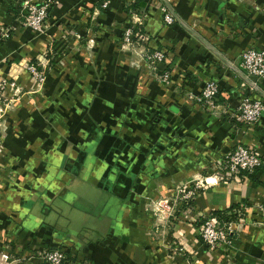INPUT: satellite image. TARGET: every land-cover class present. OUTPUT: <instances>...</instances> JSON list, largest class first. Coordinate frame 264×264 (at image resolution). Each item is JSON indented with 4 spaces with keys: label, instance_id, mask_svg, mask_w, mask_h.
Here are the masks:
<instances>
[{
    "label": "crops",
    "instance_id": "crops-1",
    "mask_svg": "<svg viewBox=\"0 0 264 264\" xmlns=\"http://www.w3.org/2000/svg\"><path fill=\"white\" fill-rule=\"evenodd\" d=\"M164 1L181 23L264 93V78L257 80L238 66L244 49H264V0ZM160 6L165 7L162 0H51L43 32L37 33L21 22L17 0H0V29L8 30V36L0 38V79L31 88L27 65L52 60L44 68L47 78L39 108L26 97L20 99L15 112L7 117L12 128L0 150L5 167L0 175V198L7 210L14 209L12 206L19 210L16 227L20 239L47 242L58 238L54 234L59 231L57 222L63 224L59 233L64 236L70 233L69 223L77 224L97 231L89 246L98 250L92 264H154L149 255L151 241H155L143 231L151 224H141L145 214L140 206L148 187L166 180L180 184L191 174L206 175L237 143L254 150L261 165L249 175L216 178L199 191L194 204L200 210L189 205L184 211L187 230L194 232L190 244L201 245L195 230L203 211L264 200V114L252 125L233 115L240 95L251 87L177 20L164 24ZM111 21L116 24V40L130 26L136 45L123 52L124 59L117 48L98 38L91 49V63L83 45L87 30L97 31ZM139 46L163 51L159 71L166 72V81L147 75L146 69L142 73L148 78H136L127 62L137 58ZM210 79L218 86L209 107L215 115L179 99L183 89L198 92ZM120 137L134 142L126 145ZM142 164L151 172L140 174ZM50 167L59 168V177L49 176ZM44 197L52 204L54 200L61 203L57 208L44 206ZM72 208L79 217L74 221ZM122 214L129 215L127 223L116 221ZM98 219L105 222L102 229L93 227ZM85 227L70 234L80 238L87 232ZM245 229L255 237V244L249 255L241 257L243 264H253L254 256L264 260V225ZM132 231L135 233L130 234ZM252 240L244 239L248 246ZM112 248H116L113 262L104 252ZM99 255L100 261H96ZM204 262L213 264L212 259Z\"/></svg>",
    "mask_w": 264,
    "mask_h": 264
},
{
    "label": "rangeland",
    "instance_id": "rangeland-1",
    "mask_svg": "<svg viewBox=\"0 0 264 264\" xmlns=\"http://www.w3.org/2000/svg\"><path fill=\"white\" fill-rule=\"evenodd\" d=\"M22 10V14H23ZM26 12H24L25 14ZM45 19V18H44ZM43 19V21H44ZM42 21V28H43ZM21 22H23V18L21 17ZM126 28V27H125ZM123 28V30L125 29ZM123 30L120 37L116 40V24L112 21L107 25L102 26V29L98 27L96 30H87V33L83 39V45L87 49L88 58L92 63V47L96 46L98 43V38H100L101 42L110 43L113 48H117L118 54L122 56V58L126 59L127 56L124 55L123 52H129L132 49L134 39L131 41H126L123 38ZM43 32V29L42 31ZM145 41V40H143ZM140 42V41H139ZM80 43V41H79ZM141 45V44H140ZM140 49V46H139ZM151 52V50H147L145 48L140 49L137 54V58L128 61L127 65L133 69L136 74V78L138 80L148 78V76H144L142 73L145 69L147 71L146 74L150 75L154 74L157 76V79L164 82L167 77L163 78L162 74L164 71H159V67H156L154 64H150V67L142 64L140 58L146 52ZM64 53V50L62 54ZM140 56V57H139ZM48 58V57H46ZM62 60V58L60 59ZM239 60V57H238ZM52 60L48 59L47 61L42 60L43 65H37L36 70L38 75L34 76L30 74L31 79L33 80V86L31 88L22 87L17 85L15 80L11 79H0V150L2 151L3 144L5 143V136L8 132L9 127L7 125V117L10 114H13L16 110L17 104L20 102L22 97H26L27 101L36 107L39 108V97L42 91L45 89V82L47 78V72L44 68H46ZM239 62V61H238ZM154 65V66H153ZM39 67V69H38ZM153 67V68H152ZM240 68V67H239ZM240 70H242L240 68ZM246 73L244 70H242ZM64 74L63 71L59 73ZM247 74V73H246ZM63 76V75H62ZM60 78H63V77ZM250 76V75H249ZM91 78V75L89 76ZM255 78V77H254ZM52 80H55L54 78ZM215 81V80H214ZM216 82V81H215ZM217 83V82H216ZM93 89L90 88V92ZM64 90L62 91V93ZM254 91L250 90L248 95H254L251 93ZM197 92L192 93L191 90L183 89L182 93H180V98L183 101H190L188 99V95H195ZM62 95V94H61ZM194 101H191L190 104H193ZM200 106V105H199ZM202 109H208L212 115H215L214 109L210 110L208 106L202 105L200 106ZM47 123V121H46ZM116 123V121H115ZM121 142L124 141L127 144H131L134 142L133 138L130 137H120ZM116 142V137H115ZM107 144V141H105ZM110 143V142H108ZM239 144V143H237ZM5 147V146H4ZM157 157V156H156ZM155 157V158H156ZM156 159H159L157 157ZM145 161V159H144ZM159 166V162L155 161V166ZM143 166V164H142ZM157 166V167H158ZM7 168V167H6ZM159 168V167H158ZM211 167V170L206 173V175L195 176L191 174V176L183 183H171L172 180L164 181L163 183H152L148 188L147 193H145V198L141 202L140 208L142 209L143 214H145V219H142L143 223H150V226H147L146 229L143 228L146 236L153 237L152 239L155 241H151L152 250L150 249V257H153L154 264H207L204 261L212 259L213 264H243L241 257L245 254L249 255V251L252 250L251 247L255 244V237L251 235V232L245 231V227L249 229H256L260 226L264 225V219L262 217L259 204H263L264 200L261 203L255 204H247L242 203L238 204L237 208L233 210L223 211L222 215L214 214V211L206 210L203 211L202 215H199V220H197V228L195 233L199 235V233L203 230L204 222L208 221L210 225L213 227V233L216 235L215 240H211V242H205L201 240V245L190 244V240L193 239V233L188 232L187 228V219L185 217L184 211L188 209L189 205L195 211L200 210L199 206H196L198 200L196 198L199 195V191L201 192L205 187L210 184L215 183L213 175L215 174V170ZM4 164L0 160V175L5 173ZM48 170V169H47ZM139 173L145 175L146 173L151 172L149 168H147L144 164L143 168L140 167ZM49 176L59 177L60 170L54 167H50L48 170ZM155 173V172H153ZM211 176L212 180H208L207 176ZM1 182V179H0ZM3 183V182H2ZM43 184V183H42ZM36 186V185H35ZM140 188L144 185H136ZM135 187V188H137ZM0 188L2 185L0 183ZM147 191V190H146ZM145 191V192H146ZM1 194V193H0ZM1 197V195H0ZM192 199V200H191ZM43 205L47 206L52 204V201L43 199ZM193 204H190L192 203ZM4 201L0 198V264H51L52 258L54 256V252L57 254H61L63 257L61 258L59 264H92L93 257H97L98 253L96 248L89 249V246L94 243L96 240L95 235L97 231H89L85 226V234L82 233V236L76 237V235H71L70 233L81 232L80 228L77 227V224H68L66 228L67 233L69 235L63 234V232L59 231L64 228L62 223L57 222V227L59 231H55L54 234L58 237L52 238L47 242H32L31 239H20L18 237L16 227L18 225L19 218V210L16 209V206L11 207V202H7L11 208L7 210L5 205H3ZM60 201H55L52 204L55 208L59 207ZM196 203V204H194ZM79 206V205H78ZM185 207V208H184ZM80 208V206L78 207ZM75 209H71V218L72 221L77 220L78 214L74 213ZM218 211V210H216ZM1 212L3 215H1ZM124 220L126 223L128 222L129 215H118L117 219ZM104 221L97 220L93 225L94 228L102 229L104 225ZM88 224V223H87ZM61 226V227H59ZM118 226L116 223L115 229ZM145 226V225H144ZM56 229L55 227L51 226ZM51 228V229H52ZM178 228H181L183 231L178 232ZM48 229V230H51ZM127 231V230H126ZM130 231V230H128ZM52 232V231H51ZM51 232L50 236L51 237ZM227 232V233H225ZM135 232H131L130 234H134ZM143 232L141 235H145ZM126 234H128L126 232ZM196 234V235H197ZM113 235V233H112ZM223 235V238L221 237ZM143 237V236H141ZM84 238V239H83ZM245 238L253 239L251 244L244 241ZM116 244V237L113 238ZM56 242H53L55 241ZM58 241L59 244H58ZM193 241V240H192ZM52 242V243H51ZM195 243V242H194ZM241 245L248 248H241ZM264 253V247L261 246ZM88 250H92L94 255ZM103 250V249H102ZM126 250L129 251L128 248ZM189 251V252H188ZM105 257H109V259L113 262L116 261V248L105 249ZM163 252V253H162ZM181 252L185 253V256H181ZM194 257H192L193 253ZM165 253V255H163ZM252 253V251H251ZM100 255L98 256L96 261H100ZM255 262L253 264H264V260H261L259 256H254ZM161 261V262H160ZM165 261V262H164ZM94 264H99V262H95ZM101 264V263H100Z\"/></svg>",
    "mask_w": 264,
    "mask_h": 264
},
{
    "label": "built area",
    "instance_id": "built-area-1",
    "mask_svg": "<svg viewBox=\"0 0 264 264\" xmlns=\"http://www.w3.org/2000/svg\"><path fill=\"white\" fill-rule=\"evenodd\" d=\"M50 2L51 0H22L19 15L23 18V24L37 33L41 32L43 29L42 21L46 17V9ZM22 10L26 13L24 14L23 12L22 14ZM160 12L164 24L170 25L173 23L172 15L164 6H160ZM7 36L8 30L0 29V38H5ZM131 36V27H126L123 30V38L129 42L132 39ZM164 59L163 51L154 49L151 52L149 51L142 55L141 63L147 67H150V64L159 67ZM238 61V66L244 70L247 75L255 77L257 80L264 78V49H255L253 47L246 48L239 53ZM37 65L38 63H29L26 68L30 74L36 76L38 75L36 70ZM162 76L163 78L167 77L165 71ZM250 90L252 89L249 88L240 95L233 112V115L246 125L256 123L261 115L264 114V101L257 95H248ZM217 91V83L210 79L202 84L195 95H188V99L194 101L197 105L210 107L213 105ZM260 164L261 158L254 150L241 144H235L215 167L213 178L220 179L222 177L226 179L235 176L236 174H240L241 172L249 173ZM259 206L264 219V203L259 204ZM203 227V230L199 233L201 240L207 243L211 242V240H215L216 235L213 233L212 225H210L208 221H205ZM221 237L223 238V235H221ZM54 253L51 264H59L63 256L57 254V252Z\"/></svg>",
    "mask_w": 264,
    "mask_h": 264
},
{
    "label": "water",
    "instance_id": "water-1",
    "mask_svg": "<svg viewBox=\"0 0 264 264\" xmlns=\"http://www.w3.org/2000/svg\"><path fill=\"white\" fill-rule=\"evenodd\" d=\"M163 4L165 5L166 9L169 11V13L172 15V17L177 20L191 35L196 37L205 47H207L218 59H220L223 63H225L230 69H232L234 72H236L250 87L253 91H255L261 99L264 100V93L260 91V89L254 85L250 80H248L239 70H237L233 65H231L226 59H224L217 51H215L212 47H210L204 40H202L199 36L196 35L190 28H188L186 25L181 23L174 15V13L171 11L167 3L162 0Z\"/></svg>",
    "mask_w": 264,
    "mask_h": 264
},
{
    "label": "trees",
    "instance_id": "trees-1",
    "mask_svg": "<svg viewBox=\"0 0 264 264\" xmlns=\"http://www.w3.org/2000/svg\"><path fill=\"white\" fill-rule=\"evenodd\" d=\"M17 2H18V9H19V7H20V5H21V2H22V0H17ZM50 6V4L48 5V7ZM48 7H47V9H46V11L48 10ZM132 33H133V31H132ZM133 36H134V34H133ZM131 38H133L132 36H131ZM154 50V49H153ZM152 51V50H151ZM164 54V53H163ZM164 58H165V54H164ZM164 71V70H163ZM218 92V91H217ZM216 96V95H215ZM263 100V99H262ZM264 101V100H263ZM261 165V164H260ZM259 165V166H260ZM258 166V167H259ZM257 168V167H256ZM241 173H245V172H241ZM250 173H252V171L251 172H249L248 173V175L250 174ZM245 174H247V173H245ZM237 207V204L236 205H232L231 207H229L228 209H222V210H218V211H214V214H216V215H222L225 211H227V210H233L234 208H236ZM185 208V207H184ZM224 211V212H223ZM199 240H200V243H201V238H200V236H199Z\"/></svg>",
    "mask_w": 264,
    "mask_h": 264
}]
</instances>
